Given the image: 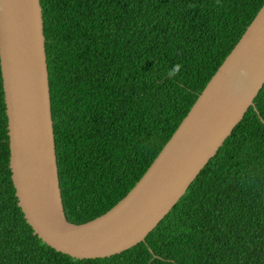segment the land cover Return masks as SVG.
<instances>
[{"label":"trees","instance_id":"trees-1","mask_svg":"<svg viewBox=\"0 0 264 264\" xmlns=\"http://www.w3.org/2000/svg\"><path fill=\"white\" fill-rule=\"evenodd\" d=\"M263 2L40 0L63 207L77 223L140 178ZM253 103L143 241L76 259L17 205L0 81V264H264V83Z\"/></svg>","mask_w":264,"mask_h":264},{"label":"water","instance_id":"water-1","mask_svg":"<svg viewBox=\"0 0 264 264\" xmlns=\"http://www.w3.org/2000/svg\"><path fill=\"white\" fill-rule=\"evenodd\" d=\"M0 81L12 189L25 221L63 257H108L144 240L254 106L264 83V2L140 178L83 223L63 207L40 0H0Z\"/></svg>","mask_w":264,"mask_h":264},{"label":"clouds","instance_id":"clouds-1","mask_svg":"<svg viewBox=\"0 0 264 264\" xmlns=\"http://www.w3.org/2000/svg\"><path fill=\"white\" fill-rule=\"evenodd\" d=\"M240 74H241L242 76H246V75L248 74V72H247V70H246L245 68H242V69L240 70Z\"/></svg>","mask_w":264,"mask_h":264}]
</instances>
